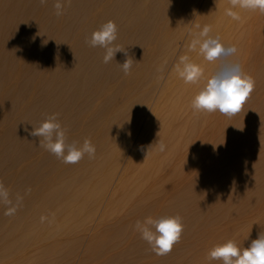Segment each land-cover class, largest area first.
<instances>
[{"label": "bare ground", "instance_id": "obj_1", "mask_svg": "<svg viewBox=\"0 0 264 264\" xmlns=\"http://www.w3.org/2000/svg\"><path fill=\"white\" fill-rule=\"evenodd\" d=\"M61 3L64 15L49 17V11H56L54 0L44 6L33 0L3 53L0 84L9 89L23 67L32 26L46 23L43 46L28 54L24 88L16 95L1 93L3 99L11 97L12 112L8 139L0 141V182L11 200L8 206L0 203V264H175L184 255L174 258V253L217 227L248 218V213L258 218L257 238L264 230V176L236 206L223 199L222 185L226 187L229 144L225 134L236 131L246 110L264 102V96L254 90L231 118L219 112L195 113L191 100L216 64L189 46L210 26L212 35L236 46L231 59L246 74L254 78L258 71L264 88V15L235 9L241 21H233L225 15L229 0ZM109 20L118 27L114 46L127 49L133 60L130 75L119 64L125 60L123 53L105 64V50L87 43ZM183 55L204 70L199 84L178 78L175 65ZM52 114H58L68 142L91 141L93 159L85 155L77 164H64L39 147V138L26 129ZM160 140L166 145L163 152ZM9 206L17 207L12 216L5 215ZM175 215L182 218L181 239L170 253L158 256L135 224L146 217Z\"/></svg>", "mask_w": 264, "mask_h": 264}, {"label": "clouds", "instance_id": "obj_2", "mask_svg": "<svg viewBox=\"0 0 264 264\" xmlns=\"http://www.w3.org/2000/svg\"><path fill=\"white\" fill-rule=\"evenodd\" d=\"M70 5L71 0H66ZM41 6L46 5L47 0H39ZM230 7L225 9V15L233 21H241V15L235 9L259 11L264 15V0H229ZM55 15L60 17L65 13V5L57 0L54 5ZM199 28L200 26L197 25ZM211 27L204 26L190 46V51H198V55L209 63L216 64L212 74L205 80L197 94L191 100V108L195 113L212 114L219 112L226 117H233L240 113L255 89V79L246 74L239 63L234 62L233 57L238 49L235 45H225L219 35L211 34ZM118 38L117 25L109 20L98 30L91 34L87 43L91 47H101L105 50L103 63L108 64L115 60L117 53H123L124 62L121 64L124 75L131 74L133 60L127 49L116 45ZM178 78L185 84H199L204 79V70L188 55L179 58L175 65ZM58 114L47 116L39 126L26 129L32 137L39 138V147L53 154L64 164H77L85 155L89 159L95 157L96 148L89 139L82 144L78 141L68 142L65 130L58 122ZM160 152L165 151L166 145L162 140L158 141ZM30 191V189L28 190ZM9 190L0 182V203L11 205ZM20 197L17 198V207ZM17 207L9 206L5 211L6 216H12ZM42 222L44 217L41 218ZM184 226L179 215L161 216L158 218L146 217L138 220L135 231L147 242L153 253L164 256L173 250L180 239ZM207 258L222 261L223 264H264V233H259L257 238L244 248H241L233 240H227L222 244L213 246Z\"/></svg>", "mask_w": 264, "mask_h": 264}, {"label": "rangeland", "instance_id": "obj_3", "mask_svg": "<svg viewBox=\"0 0 264 264\" xmlns=\"http://www.w3.org/2000/svg\"><path fill=\"white\" fill-rule=\"evenodd\" d=\"M1 1H0L1 2L0 9L2 8L3 11L0 10L1 11L0 12V21H1L0 22V32H1L0 33V45H1V47H0V49H1V51H0V53H1L0 54V65H1L0 69H1L3 62H4L3 53L8 46L12 45V42L14 39V38H12L14 36V34L12 35V33L14 31H17L18 28H20L23 25V23H24L23 14L26 13L27 8L29 7L30 3H32L33 0H29L30 2H28V0H24V1L20 0L21 3L19 2V0H1ZM55 1L57 2V0H54V4H55ZM8 4H9V6H8ZM4 7H6V8L4 9ZM22 7H24L25 10ZM54 13H55L54 9L52 11H49V13H48L49 17H50V14H51V16H53ZM12 19H14V20L12 21ZM19 23H20V25H19ZM44 24H46V23L42 22L41 24H37L35 28H34V26H32V30L34 32H33V38L31 39V43L29 44L30 50L28 49L29 53L27 50V54L23 57V60H21V62L23 63V67H20L19 70L16 71L17 76H15V82L13 83V85H11V87L9 89H6L4 86H2L0 84V106L2 107V110L0 111V118H1V116L4 115V117H3L4 119L2 118L0 120L1 121L0 122V137L4 136L3 139L0 138L1 142L6 141L8 139L9 134H10L9 130H11L10 129L11 128V120L10 119H11V112H12L11 97L3 99L1 93L9 92L10 95L11 94L16 95L17 91L20 88H24L23 87V86H25L24 81L26 80L25 76H29V73H30L29 72L30 65H29V61H28V59H30V58L28 57V54H30L34 50L35 47L40 48L41 46H43V44L46 40V34L44 33V29H45L46 25H44ZM8 29H9V31H8ZM2 30H3V32H2ZM5 33H6V35H4ZM32 44H34L35 46ZM30 46H32V47H30ZM24 65H25V67H24ZM257 73H258V71L256 70L254 78H256L255 79L256 80L255 86L256 85L257 86L255 87L254 90L257 91V93H260L264 96V88L262 87V84H261V81H262L261 76L258 75ZM258 81H259V83H258ZM259 88H260V90H259ZM6 117H8V118L6 119ZM243 119H242L243 122L240 123V126L238 127V129L236 131H232V132L227 131L225 134V145L227 143H229V144L226 145V151H225V161H224L225 177H224L223 183L226 185V187H224V185H222L224 190H225L223 199L224 200L226 199V201H227L226 203L233 205V206H236L239 203H242L243 200H245L247 197V193H246L247 189L249 187H256V184L259 181L260 177L264 176V166H263L264 165V120H262V119H264V102H258V103H256V106L247 109ZM259 120L260 121L262 120L263 123H262V121L259 122ZM260 123H262V124H260ZM234 132H235V135H234ZM258 133H260V134H258ZM1 142H0V146H2V144H3ZM232 144H234V145H232ZM235 148H237V149H235ZM232 149H234V150H232ZM243 167H244V169H243ZM253 168H254V170H253ZM259 172H261V173H259ZM248 173H249V175H246ZM248 178H249V180H248ZM228 179L231 181H229ZM249 181H251V182L249 183ZM239 187H241V188L243 187V188L240 190ZM239 190H240V192H239ZM241 193H243V195ZM235 197H237L239 200H237V198H235ZM230 200H231V202H230ZM248 215H249L248 218H244L243 220H240L238 222L237 221L231 222L225 226L222 225L220 227H217L216 229L210 231L208 236H204L202 239H200V241L198 240L197 242L196 241L193 242L192 244L187 246L186 249L185 248L182 249L180 253H178L179 251L176 252V254L174 253V258H179L180 255H181L180 257H183V255H184V258L179 259L180 261L179 260L175 261V259H174V263L175 264L176 263H179V264L180 263L181 264H191V263L192 264H223L222 261H218L219 263L217 262V260H211L210 261L207 258L209 250L213 246H215L217 244H222V243L226 242L227 240H233L237 243V245L239 247L244 248V247H247L251 243L252 240L256 239L255 229H256V225L258 224V218L254 217V215H252L251 213H248ZM262 215H263V217L261 220L264 221V212ZM250 217L253 219H251ZM255 218H256V220H255ZM261 232L264 233V230H262ZM182 252H185V253H182ZM213 261H215V262H213ZM206 262H208V263H206Z\"/></svg>", "mask_w": 264, "mask_h": 264}]
</instances>
